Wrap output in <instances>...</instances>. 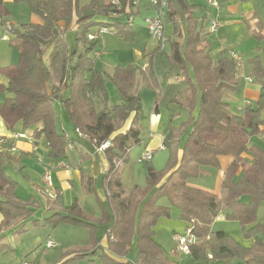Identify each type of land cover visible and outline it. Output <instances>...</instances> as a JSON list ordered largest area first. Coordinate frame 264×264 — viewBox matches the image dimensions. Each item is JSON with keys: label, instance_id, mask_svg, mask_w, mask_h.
<instances>
[{"label": "trees", "instance_id": "trees-1", "mask_svg": "<svg viewBox=\"0 0 264 264\" xmlns=\"http://www.w3.org/2000/svg\"><path fill=\"white\" fill-rule=\"evenodd\" d=\"M12 2L24 3L41 23L9 22L4 1L0 0V16L14 40L11 49L15 48L19 54V62L14 65L8 62L11 45L0 51V77L5 80H0V93L4 95L0 118L5 127L13 130L18 125L22 131L31 129V139L41 138L46 144V158L50 163H65L68 159V148H73L77 141L68 136V128L96 149L105 141L110 143L103 151L108 162L104 180L109 211L104 204H99L101 218L93 219L74 200L69 207L43 220L44 226L52 228L68 224L89 231V248L71 249L58 264L85 260L94 263L89 256L98 257V264H130L121 258L132 246L136 249L135 264H177L168 257L154 230L160 218L169 217L170 207L179 211L185 231L190 230L196 238L188 256L194 262L209 258L233 259L235 264H264V240L259 237L264 235V226L257 221L258 208L264 204V146L251 143L255 138L264 140V37L256 36L262 44L256 47L258 54L247 61L248 78L260 88L258 99L233 110L225 96H241L245 79L238 75L240 63L231 56L211 58L210 48L204 44L208 32L206 16L194 14L196 6L190 0H167L164 32L167 25L171 27L170 32L164 33L163 46L157 43L144 55L148 57L146 69L142 64L117 66L106 78L94 66L97 42L88 41L87 35L106 27L124 41L133 42L129 22L103 21L110 16L125 20V6L130 9L129 14L138 6L133 0H118L119 9L108 0H92L84 6L78 0ZM73 20L74 43L67 40L65 32ZM60 23L65 25L64 30L59 28ZM11 40L0 44H10ZM78 45L82 47L81 52ZM46 48L50 49L48 61L44 59ZM138 78L142 88L158 91L155 112L161 105H178L189 115L196 111L197 116L190 118V131L181 148L178 149L176 137L183 128L180 134L170 129L169 136H164V148L170 151L168 168L165 173L147 169L148 187L156 190L133 214L132 203L122 189L121 175L118 170L113 171V161L121 160L122 165L133 146L144 144L142 99L134 91ZM107 79L116 89L118 104L109 103ZM61 113L67 125L60 129L57 124ZM79 156L83 160L90 158L82 152ZM223 157L230 159L223 172L218 202L188 181L210 169H220ZM14 161L8 152L0 151V231L31 218L35 207L30 199L23 200L15 194L18 184L5 170ZM78 168L83 188L92 193L93 180L80 165ZM162 198L169 206L158 204ZM222 209L226 210V220L238 222L243 236L253 239L250 248L241 247L222 230L214 229ZM97 222L105 225L108 252L98 250L94 232Z\"/></svg>", "mask_w": 264, "mask_h": 264}, {"label": "crops", "instance_id": "crops-1", "mask_svg": "<svg viewBox=\"0 0 264 264\" xmlns=\"http://www.w3.org/2000/svg\"><path fill=\"white\" fill-rule=\"evenodd\" d=\"M6 8V4L12 2V0H3ZM192 4L196 6V10L194 14L199 17L206 16L205 26L208 27V17L207 13L209 12L213 17H215L218 21V28L214 33L208 34L205 37L204 44L210 48V56L212 59H217L220 57H229L231 53H236L240 57V68L238 69V75L245 79V85L243 86L241 96L238 97L242 102L243 106L241 109L248 103H255L258 99L259 95V86L254 82H248V70L244 69V64L241 59L244 58V61L247 64V61L255 55V50L258 44H262V42H258L256 45V36L260 35L264 37V17L258 14L259 11L264 9V3L257 4L255 0H219L220 6L218 10H212L203 7V14H197L199 11V5L197 2H193L190 0ZM132 12L129 14L130 9L125 6L126 18L122 20L118 16H110L106 18V23L115 24V23H126L129 22V25L132 28L133 33V43H136L138 50H134V63L138 65H143V69H146L148 63V57H144L150 53L146 51V45L150 40V35L146 29L144 24V19L146 17L152 16L153 9L148 5L147 0H139L138 6L131 9ZM143 13V20L134 24L135 18L141 13ZM32 14V13H31ZM34 15V14H32ZM35 16V15H34ZM39 22L36 21L33 17L30 18L29 23L39 24L41 20L39 17ZM102 21V20H100ZM75 20L72 21L70 26L65 30V32L70 31L74 34L75 30ZM59 28L61 30L65 29V25L63 23L59 24ZM167 30V26H166ZM94 31H96L94 29ZM93 31V32H94ZM210 36V37H209ZM209 39V40H208ZM98 43V42H97ZM107 43V42H106ZM100 47L101 51H104V46ZM105 54H100L99 57L94 58V61L98 58H102ZM100 67H95L100 73L103 72L105 76H111L114 69L117 66H122L120 63L115 64L112 59L104 58L102 60ZM248 65V64H247ZM249 67V65H248ZM102 69V70H101ZM241 70V73L239 71ZM243 71L246 73L244 74ZM102 75V73H101ZM177 82V81H176ZM158 92V91H157ZM227 101L230 102L229 99ZM3 101H0V103ZM240 110L239 108H236ZM155 111V109H154ZM58 122V127L61 129L65 127L66 120L61 113ZM40 129L41 127L38 126ZM25 133L29 139L23 138H15V134ZM32 130L27 129L22 131L20 126H15L13 130H8L2 119L0 118V136L3 137L1 140L2 144L0 146V151L8 152L16 161L15 163H10L11 166L20 167L17 172L20 174L22 181L28 186L27 190V199H30L34 204V210L31 218L28 220L13 223L7 228L0 231V264H19L21 261H26L27 264H37L36 261L39 257V250L43 249L42 242L52 241L54 243V247L46 249L50 250L53 248H57L55 250L58 259L53 264H58L61 260H63V255L66 254L73 248L85 249L90 246V234L87 231L85 237V233H78L76 230L78 227L64 224L65 226H70L66 228H61L62 233L61 238L57 233L56 228L58 226L52 228L50 226H44L43 220L55 212H61L64 208L69 207L74 200H77L81 205L85 213L89 216L101 218V208L99 204L107 203L108 205V191L106 188L104 177L108 172V162L103 153L98 152L96 148L93 147L92 144L88 143L83 138H78L73 145V148H68V159L65 160L66 167L64 169H56L52 170V178L55 184V187L58 191V198L56 200L48 199L43 192V184H42V175L49 167L50 162L47 157V147L46 144L42 141L41 138L36 141L31 139ZM152 137V134H150ZM76 137V136H75ZM146 136L144 138V144L147 141ZM159 143L162 145L164 143V136H157ZM261 138H255L251 140V143H257L260 147L264 146V142L261 141ZM143 144V145H144ZM164 145V144H163ZM9 149H13V151H9ZM79 152L87 154L90 156L88 160H83L79 156ZM246 158H250L248 155H245ZM39 160H43L40 163ZM78 165L87 172L88 176L93 180L94 191L92 193H87L81 184V177ZM102 176L101 185H98L97 182L99 178ZM223 177V176H222ZM17 182V181H16ZM18 184V182H17ZM18 187V186H17ZM17 190V189H16ZM105 193V195H104ZM210 194L209 192H204ZM16 194V191H15ZM82 194V195H80ZM17 195V194H16ZM18 196V195H17ZM92 196L94 202L96 203V207H93V214H89L84 209L80 199L81 197ZM19 197V196H18ZM20 198V197H19ZM24 200V199H23ZM260 206L264 207V204ZM259 206V207H260ZM260 210V208H259ZM258 210V211H259ZM257 211V218L259 216V212ZM221 212V211H220ZM219 212V213H220ZM226 212V210H225ZM111 214V212H110ZM92 217L93 219H95ZM219 214L215 221L219 219ZM258 221V219H257ZM33 222H37L38 226H33ZM259 222V221H258ZM261 224V222H259ZM263 225V224H261ZM264 226V225H263ZM80 228V227H79ZM78 228V229H79ZM84 229V228H82ZM105 230V227H103ZM76 230V231H75ZM20 231V232H19ZM83 232V231H81ZM175 234V233H173ZM260 236V235H259ZM97 237V236H96ZM158 240L160 238L158 237ZM168 257L175 261L177 264H188L192 263L193 260L188 256L180 254L177 250H175L174 243L171 241L169 237L166 240V243H162L159 241ZM165 245V246H164ZM98 250H103L108 252V242L106 238V234L98 239ZM134 248V250H133ZM100 250V251H101ZM135 252L136 249L134 246L131 247V251L121 258L122 261H127L130 264H135V260H129V254ZM97 254L100 255L101 252L97 251ZM89 259L94 260V263L88 264H98V257L89 256ZM29 262V263H28ZM86 262L82 261L75 264H84ZM229 261H213L208 258L207 261L198 263V264H235L236 261H232V263H227Z\"/></svg>", "mask_w": 264, "mask_h": 264}, {"label": "rangeland", "instance_id": "rangeland-1", "mask_svg": "<svg viewBox=\"0 0 264 264\" xmlns=\"http://www.w3.org/2000/svg\"><path fill=\"white\" fill-rule=\"evenodd\" d=\"M90 1L92 0H78V3L79 5L84 6L89 4ZM191 1L197 2L200 7L198 10L199 12L197 14H203V7L211 9L205 0H191ZM255 1H256L255 3L257 4L264 3V0H255ZM6 10L8 12V15L6 16V20L14 23L15 25L28 24L30 22L31 17H33L34 19H36L37 22H39L37 16L32 15L24 3L9 2L8 4H6ZM143 13L144 12H141L135 18L134 24L143 20ZM258 14L264 17V9H262V11H259ZM170 28H171L170 25H167V30H165L166 33L164 32L166 35L169 34ZM66 38L69 42L74 43L73 34L70 31H67ZM8 39L11 40V37L9 36ZM255 41L257 45L259 41L258 40ZM13 43L14 40H11L10 44L9 43L0 44V51H5L7 45L8 47L9 45H11L9 47L11 49V47H13L12 46ZM100 45L104 46L105 54L102 58H98L94 61L95 67H100L101 66L100 62H102L104 58L112 59L115 62V64L120 63L123 66L138 65L134 63V59H133L134 50H138L136 43L134 44L133 42H126L114 34H103L102 38L96 44V49H95L96 52H100L103 54L104 51H101L102 48L100 47ZM156 45L157 42L150 37V40L146 45V51L149 52L152 51L156 47ZM78 46H79L78 50L79 52H81L82 47L81 45ZM49 52L50 49L46 48L44 59L47 61H48ZM255 54H258V52L257 53L255 52ZM8 60L9 63H12L14 65L18 64L19 54L15 48L9 50ZM241 60L243 61L244 69L248 70L249 67L244 61V58ZM101 73L103 77L106 78L105 74L103 72ZM239 73H241V70L239 71ZM243 73L246 74L244 71ZM0 80H4V78L0 77ZM174 81L175 83H177L176 82L177 79L176 80L174 79ZM105 86L109 96V103L111 105L118 104L120 102V99L118 98L116 89L114 88L111 81L107 79ZM134 91L139 93L142 99L141 112L144 117V121L142 123L141 137L142 138H145L146 136L148 137L144 145L142 144V145L133 146L128 151L126 155V161L122 165H120V167L117 169L121 175L120 177H121L122 189L124 191V194L125 196H127L128 200L132 203L131 206H132L133 214L136 213L137 208L141 204V202L152 197V195L156 190L155 188L153 189L148 187L146 180L147 169L152 168L155 172L165 173L168 168L170 151L168 148L162 149V145L159 143L157 136L168 135L170 129H172L173 133L180 134V129L183 128L184 130H182L181 134L176 137L177 145L179 149L183 146L184 141L190 131V121H191L190 118L191 117L196 118L197 116L196 111H192V113L189 115L188 111L185 108L180 107L178 105H167V106L161 105L158 108V111L155 112L154 111L155 99L157 97L158 92L155 90L142 88L141 81L139 78L136 81ZM3 99H4V95L0 93V101H3ZM225 99L230 100L231 108L233 110H236V108L241 109V107L243 106V104L241 103L242 101L238 97L226 95ZM56 107L58 108V110L60 109L61 111V107L59 105H57ZM171 114L172 116H170ZM58 120H60V118H58ZM127 125L128 124H126L123 128H125ZM67 132L70 138L77 139V137H75L74 132L70 128H68ZM150 134H152V137ZM261 141L264 142L263 139ZM145 152H154L151 161L138 163L137 162L138 157ZM229 159H230L229 157L221 158L220 169L217 170L210 169L206 174L200 175L196 179L189 180L188 181L189 185L196 187L202 190L203 192H209L210 193L209 195L214 197V199L219 202L221 198L220 184L222 181L223 172L229 162ZM19 168L20 167L11 166V164H7L5 170L10 176H12L18 182L16 194L21 199L26 200L28 198L27 197L28 186L24 183V181H22L20 174L17 172ZM101 182H102V176L99 178L97 184L101 185ZM80 201L86 212H88L89 214H93L92 213L93 207H96L95 205L96 203L94 202L93 197L83 196L81 197ZM158 204L160 206H169L166 202V199L164 198L160 199ZM105 207L109 211L107 207V203H105ZM259 208H258L259 216L257 219L259 222H261V224L264 225V207L260 206ZM93 215L98 216L95 214ZM219 216H220L219 219H217L214 223L215 230H222L233 242L237 243L243 248H250L252 246L253 239H247L243 236L240 224L235 221L226 220L225 209L221 210ZM94 218L98 219L97 217ZM102 224L104 223H100V222L96 223L97 226L94 229V232L95 235L97 236V239H99L105 234V230L103 229L105 225ZM66 227H70V226H65L64 224H61L60 226H58V228H56V231L61 238H64V236H61V234H63L61 232L62 231L61 228H66ZM78 228L76 229L78 233H85L84 234L85 237L88 230L86 231V229H82V228L78 229ZM154 230L156 233V237H159L160 238L159 241H161L164 244L166 243V240H168L170 235H172V233L184 234L185 227H184V223L179 219V211L174 207H170L169 217L160 218L156 223ZM259 237L264 240V235H260ZM45 244L46 242H44L43 240L42 242L43 249L41 248V250L38 251L39 257L38 260L36 261L37 264H53L58 259L57 254L55 252L57 248L45 250L44 249ZM135 255H136L135 252L130 253L128 257L129 260H135ZM226 261H229L227 263H232V261L234 260L226 259ZM84 264H88V262H85ZM188 264H198V263L193 261L192 263H188Z\"/></svg>", "mask_w": 264, "mask_h": 264}, {"label": "built area", "instance_id": "built-area-1", "mask_svg": "<svg viewBox=\"0 0 264 264\" xmlns=\"http://www.w3.org/2000/svg\"><path fill=\"white\" fill-rule=\"evenodd\" d=\"M109 3L112 6H115L117 9H119V3L118 0H108ZM208 6L212 10H218L220 6L219 0H205ZM148 5L153 9V15L150 17H146L144 19V24L146 26V29L152 39H154L157 43L161 44L163 46L164 44V28H165V17L167 13L168 3L167 0H147ZM134 5L139 4V0H133ZM208 17V27L207 30L209 33H214L216 29L218 28V21L215 17H213L209 12L207 13ZM3 17L0 16V41H7L9 34H8V28L7 25L3 22ZM103 34H113V32L106 28V27H100L94 32H91L87 35V40L91 42H98ZM101 53L96 52L93 54V58L99 57ZM231 57L234 58L238 63L240 62V57L236 53H231ZM248 82H251V80L248 78ZM15 138H23V139H29L25 133H19L14 135ZM2 142L0 141V146ZM110 143L108 141L103 142L98 148L97 151L103 153V151L109 147ZM162 149H164V145L162 144ZM9 151H13V149H9ZM154 152H145L142 153L138 159V163L143 162H150L152 159ZM40 163L43 162V160H39ZM122 161L121 160H114L113 166L114 170H117ZM66 167V164L62 161H57L55 163H50L47 170L42 175V184H43V192L44 195L50 199V200H56L58 198V191L55 187V184L53 182L52 178V170L56 169H64ZM172 241L175 244V247L177 251L184 255L189 256L190 255V245L195 243V236L190 232V230H187L184 232V234H173L172 235ZM54 247V243L52 241H48L45 244V248L49 249ZM19 264H27L26 261H21Z\"/></svg>", "mask_w": 264, "mask_h": 264}]
</instances>
